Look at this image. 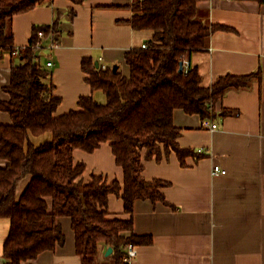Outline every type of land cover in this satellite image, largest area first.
I'll return each instance as SVG.
<instances>
[{
    "label": "trees",
    "instance_id": "16d2710c",
    "mask_svg": "<svg viewBox=\"0 0 264 264\" xmlns=\"http://www.w3.org/2000/svg\"><path fill=\"white\" fill-rule=\"evenodd\" d=\"M55 0H0V59L5 54L20 56L13 61L10 84L3 88L9 96L0 110L9 114L11 124L0 123V219L11 223L4 244V264H24L66 244L59 218H69L77 255L83 264H98L101 246L113 249V260L125 264L124 248L133 244H153L150 235L134 232L135 204L138 200L163 202V189L170 182L143 177L144 161L160 162L176 153L182 167L208 153L183 148L181 129L174 123L176 110L198 115L202 121L217 116L216 107L230 90L248 89L261 71L245 75L226 74L210 87H203L197 67L180 72L181 64L196 53L208 51L211 35L223 28L199 19V4L208 0H136L128 6L133 16L126 22L134 31H151L144 48L134 47L125 55L130 75L118 68L103 69L93 58L82 60L92 92L101 91L106 103L94 95L81 97L77 110L57 115L63 98L56 94L53 72L43 63L53 37L62 35V14L51 25L34 26L29 46L18 49L12 21L40 5ZM75 5L84 0H70ZM264 4V0H258ZM71 20L77 15L70 9ZM120 22V21H119ZM43 32L45 40L39 38ZM42 44L41 47H38ZM226 109L222 115L232 114ZM46 133L52 141L40 146L30 136ZM109 144L124 181L109 182L104 175L85 179L87 165L77 162L75 152L93 154ZM30 177L20 197L19 184ZM124 202L128 219L109 216L110 196ZM112 252V253H113Z\"/></svg>",
    "mask_w": 264,
    "mask_h": 264
},
{
    "label": "crops",
    "instance_id": "0c3cea01",
    "mask_svg": "<svg viewBox=\"0 0 264 264\" xmlns=\"http://www.w3.org/2000/svg\"><path fill=\"white\" fill-rule=\"evenodd\" d=\"M135 2L84 0L75 5L70 0H55L13 18L15 44L21 49L29 46L34 26L51 25L62 14L58 47L46 49L42 60L54 62L49 69L56 94L63 98L57 115L79 109L81 97H95L82 70L83 58L91 57L107 67L117 65L125 76L130 75L126 53L146 45L153 36L150 31H134L126 22L133 16L128 6ZM73 7L77 15L71 20ZM199 8L202 22L227 28L214 32L208 51L194 54L189 61L191 68L197 67L203 87L226 74L260 70L262 79L254 80L248 89L230 90L217 105L215 118L202 121L198 115L175 111L181 147L208 155L198 162L189 157L186 168L174 152L160 162L144 161L147 181L170 182L163 189L169 205L136 202L134 232L152 236L153 244L135 245L131 264H264V4L258 0H208ZM13 61L19 63L20 56L7 53L0 59V103L9 98L3 88L10 84ZM224 109L233 113L222 115ZM11 122L9 114L0 110V123ZM212 124L218 128L211 130ZM75 159L86 163L87 180L92 174H101L109 182L124 181L109 144L93 154L77 150ZM7 164L0 160V167ZM216 166L227 173L214 175ZM109 213L111 218H129L123 200L115 195L110 196ZM59 222L67 236L65 246L24 264H83L76 253L71 220L63 217ZM10 228V220L0 219V264L5 262L4 244ZM108 248L101 246L98 264H117L114 252L106 255Z\"/></svg>",
    "mask_w": 264,
    "mask_h": 264
},
{
    "label": "built area",
    "instance_id": "2783aa9c",
    "mask_svg": "<svg viewBox=\"0 0 264 264\" xmlns=\"http://www.w3.org/2000/svg\"><path fill=\"white\" fill-rule=\"evenodd\" d=\"M213 1H221V0H213ZM39 38H40L41 40H45V35H44L43 32H40V33H39ZM41 45H42V44H39L38 47H41ZM57 47H58V43H57V42L55 41V39L52 37V38L50 39V42H49V44H48L47 49L54 50V49H56ZM143 47L146 48L147 45H144ZM17 54H18V52L15 53V55H17ZM99 65H100V64H99ZM47 66H48V67H52V66H54V62L51 61V60L48 61V62H47ZM101 67H102L103 69H106V68H107L106 65H101ZM185 68H186V69H189V68H190L189 61H186V62L184 63V70H185ZM217 128H218V125H217V124H212V125L210 126V129H211V130H215V129H217ZM199 152H202V150H199ZM226 173H227V171L224 170V169H222L220 166H216V167L214 168V175H225ZM125 250H126V258H125V261H126L127 264H131V263L133 262V260H134V257H135V250H136V247H135V245H133V244H129V245H127V247L125 248Z\"/></svg>",
    "mask_w": 264,
    "mask_h": 264
},
{
    "label": "rangeland",
    "instance_id": "374dc122",
    "mask_svg": "<svg viewBox=\"0 0 264 264\" xmlns=\"http://www.w3.org/2000/svg\"><path fill=\"white\" fill-rule=\"evenodd\" d=\"M148 33H152L151 31L148 32ZM112 67H114V65H112ZM124 70V69H123ZM95 99L100 102V103H106L107 102V97L106 95L99 91V92H96L95 94ZM30 140H31V143L35 146H40L41 144L45 143V142H49V141H52V135L50 133H46V134H43V135H39V136H34V135H31L30 136ZM30 177H28L27 179L23 180L20 184H19V187H18V191H17V195L18 197L21 196V194L24 192L27 184H28V181H29Z\"/></svg>",
    "mask_w": 264,
    "mask_h": 264
},
{
    "label": "water",
    "instance_id": "95a60500",
    "mask_svg": "<svg viewBox=\"0 0 264 264\" xmlns=\"http://www.w3.org/2000/svg\"><path fill=\"white\" fill-rule=\"evenodd\" d=\"M96 66L99 67V63L97 62L96 63ZM118 69V66H114V71H116ZM184 71V63L181 64V68H180V72H183ZM113 252V249L111 247L108 248L107 252H106V255L107 256H110Z\"/></svg>",
    "mask_w": 264,
    "mask_h": 264
}]
</instances>
